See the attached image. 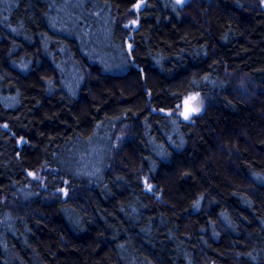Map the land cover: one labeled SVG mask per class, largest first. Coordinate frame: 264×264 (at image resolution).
I'll use <instances>...</instances> for the list:
<instances>
[{"label": "trees", "instance_id": "trees-1", "mask_svg": "<svg viewBox=\"0 0 264 264\" xmlns=\"http://www.w3.org/2000/svg\"><path fill=\"white\" fill-rule=\"evenodd\" d=\"M140 1L0 0V264H264V1Z\"/></svg>", "mask_w": 264, "mask_h": 264}, {"label": "rangeland", "instance_id": "rangeland-1", "mask_svg": "<svg viewBox=\"0 0 264 264\" xmlns=\"http://www.w3.org/2000/svg\"><path fill=\"white\" fill-rule=\"evenodd\" d=\"M177 1L180 2L181 7H184L185 5L191 3L193 0H177ZM260 1L262 2L264 0H260ZM134 19L136 18L135 17L131 18L129 22L131 23L132 20ZM208 101L209 100H207V98L201 93L190 94L180 105V107L174 111L181 117L185 113V116L183 118L187 121H193L195 116L199 115L207 108ZM120 138H121L120 140H123L122 137Z\"/></svg>", "mask_w": 264, "mask_h": 264}, {"label": "water", "instance_id": "water-1", "mask_svg": "<svg viewBox=\"0 0 264 264\" xmlns=\"http://www.w3.org/2000/svg\"><path fill=\"white\" fill-rule=\"evenodd\" d=\"M144 3H145V1H144V0H141V1H140V4H142V5H143ZM184 116H185V113L183 114V117H184Z\"/></svg>", "mask_w": 264, "mask_h": 264}, {"label": "bare ground", "instance_id": "bare-ground-1", "mask_svg": "<svg viewBox=\"0 0 264 264\" xmlns=\"http://www.w3.org/2000/svg\"><path fill=\"white\" fill-rule=\"evenodd\" d=\"M132 22H136L135 20H132Z\"/></svg>", "mask_w": 264, "mask_h": 264}]
</instances>
